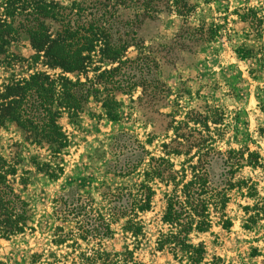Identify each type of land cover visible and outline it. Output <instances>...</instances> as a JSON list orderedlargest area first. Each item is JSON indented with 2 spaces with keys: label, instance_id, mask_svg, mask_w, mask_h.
Masks as SVG:
<instances>
[{
  "label": "rangeland",
  "instance_id": "374dc122",
  "mask_svg": "<svg viewBox=\"0 0 264 264\" xmlns=\"http://www.w3.org/2000/svg\"><path fill=\"white\" fill-rule=\"evenodd\" d=\"M35 1L0 0V21L13 26L0 42V88L23 83L37 72L85 81L93 78L95 67L116 65L94 53L83 73H71L35 57L26 34L33 25L30 5ZM44 1L69 5V0ZM174 6L165 3L150 17L119 9L111 33L127 42L122 59L132 61L116 77L124 88L114 91L116 118H108L93 97L74 119L59 109L56 122L65 138L60 149L40 140L43 132L9 118L0 122V157L14 165L9 183L30 209L23 231L9 238L0 235L2 264H48L55 261L52 252L69 264L71 249L52 242L57 226L70 227L59 218L57 204L89 199L94 210L104 211L119 188H135L142 180L154 190L152 208L140 215L143 235L134 243L120 221L112 224L114 235L102 244L117 250L127 244L146 263L183 264L167 249H156L155 239L159 230H166L159 220L165 196L180 180L179 171L185 175L186 169L185 179L190 178L200 140L204 149H212L207 171L213 186L223 187L230 176L225 157L234 161L251 153L256 162L237 168L233 179L246 186L228 191L222 211L211 209V227L192 232L190 240L202 242L206 259L214 264H264V0H178ZM45 22L50 33L60 25L51 18ZM35 100L36 95L27 96L21 108L40 120L48 114ZM167 162L176 172L174 180L156 173H167ZM249 186L257 198L248 196ZM255 201L258 218L247 229L244 207ZM220 214L231 221L229 228L219 224ZM96 241L78 244L87 248L97 246ZM34 253L42 256L32 263Z\"/></svg>",
  "mask_w": 264,
  "mask_h": 264
},
{
  "label": "trees",
  "instance_id": "16d2710c",
  "mask_svg": "<svg viewBox=\"0 0 264 264\" xmlns=\"http://www.w3.org/2000/svg\"><path fill=\"white\" fill-rule=\"evenodd\" d=\"M177 1L69 0V5L63 6L53 1L36 0L30 5L33 18L29 19L33 25L26 28L31 47L35 50V57L43 58L49 67L71 73H83L94 53L98 54L101 60L116 65L103 70L95 67L93 78L85 81L71 80L63 75L50 78L45 73L37 72L23 83L3 85L0 88V122L9 118L25 129L43 132L40 140L43 139L42 141L60 149L65 145V138L56 122L59 109L63 108L69 118L74 119L82 104L93 97L101 103L108 118H116L117 99L114 91L124 89L120 88L121 79L116 77L120 74L122 65L132 61L122 59L127 42H122V39L117 41L112 37L111 29L117 22L119 9H132L137 13L136 17H150L153 13L161 11L165 3L166 6L172 7ZM174 8L178 11L175 6ZM63 10L68 11L65 13ZM47 18L60 23L54 33L48 30L45 22ZM138 20L139 18L136 19ZM131 22L128 24L131 25ZM12 30L11 22L0 21L1 43L4 42L3 36L9 35ZM33 95H36V105L48 114L40 120L26 115L21 108L26 97L31 98ZM201 144L202 140L196 145V162L189 165L190 178L185 179L186 169H182L185 175L179 171L182 174L180 180L175 182L172 191L165 196V205L159 220L166 226V230H159L155 239L156 249H167L175 261L183 264H214L206 259L204 244L193 243L190 234L194 231L205 232L211 227V209L218 214V210L221 212L226 204L228 191L234 187L246 186L243 180L234 181L233 175L237 168L256 162L252 160L251 153L247 159L240 157L232 161L230 157H225L230 176L223 187L213 186L207 171V166L213 158L209 155L212 149H208L210 146H205L207 149H204ZM184 152L188 154V151ZM228 153L235 155L231 150ZM165 171V174L159 171L156 173L165 180L175 179L176 172L172 170V163L167 162ZM15 173L14 165L0 157V235L5 238L23 231L29 218L28 203L14 192L8 180V176ZM247 194L257 198L252 186L247 187ZM153 195V188L142 180L135 188H119L112 194L111 200L107 199L104 211L94 210L91 203L89 204V199H86V202H59V218L62 222H69L70 227L57 226L52 242L56 246L65 245L71 249L67 252L71 253L69 264H152L137 259L134 250L127 244L117 250L106 248L102 242L113 237L112 224L121 221L122 231L137 243L138 238L143 235L140 215L152 208ZM259 208L257 201L252 206L244 207L248 215L247 229H250V224L258 218ZM223 216L224 214L218 215V222L227 229L231 221ZM91 239L98 240L97 246L82 248L78 244V240L89 242ZM41 256L42 253H34L31 262H38ZM51 256L55 261L48 264H65L56 259L55 252H52Z\"/></svg>",
  "mask_w": 264,
  "mask_h": 264
}]
</instances>
